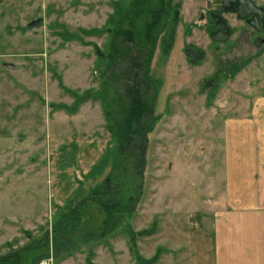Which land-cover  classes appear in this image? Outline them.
Segmentation results:
<instances>
[{"label":"rangeland","instance_id":"rangeland-1","mask_svg":"<svg viewBox=\"0 0 264 264\" xmlns=\"http://www.w3.org/2000/svg\"><path fill=\"white\" fill-rule=\"evenodd\" d=\"M132 2L0 0V258L8 262L17 254L19 264H35L54 253L46 234L111 170L118 138L100 102L108 99L125 130L147 53L126 23L113 34ZM217 3L167 0L164 10L137 21V33L155 45L149 76L157 89L144 196L103 240L85 242L86 218L55 264H149L156 255L152 264H234L245 233L247 251L261 255L254 244L264 249V192L253 200L254 213L240 211L233 176L240 162L249 174L253 157L264 158V44L253 47L250 29L236 18H228L229 41L212 40L204 17ZM171 28L174 45L165 55ZM112 44L123 46L115 59ZM89 93L94 99L75 115L54 107H72ZM241 222L253 229L241 231ZM127 225L154 230L136 242L141 262Z\"/></svg>","mask_w":264,"mask_h":264},{"label":"trees","instance_id":"trees-1","mask_svg":"<svg viewBox=\"0 0 264 264\" xmlns=\"http://www.w3.org/2000/svg\"><path fill=\"white\" fill-rule=\"evenodd\" d=\"M156 2L155 8L153 3ZM167 0H133L132 7L134 10H129L120 16L118 21L119 26L114 31L116 38L121 33V25L126 23L132 31L133 38L138 37L139 41L143 42V49L147 50L146 56L141 60V67L137 68V78L139 95L136 97L137 106H131L130 114L127 120L126 129L121 130L117 122L113 121L112 114L109 110L108 99L102 98L101 105L104 115L110 120L114 137L118 138V151L113 161L111 170L104 182L96 185L91 189L89 194L80 203L73 204L71 211L65 214L62 219L55 223L52 230V236L46 234L45 244L52 246L55 249L54 255L56 258L61 257V254L69 252L73 243V236L79 232L83 221L88 218L89 222L86 226L85 242L103 240L108 235L118 230L124 223L125 219L135 214L137 207L145 193V171L147 165V150L149 144V134L152 131L153 118L150 115L154 110V102L157 98V89L155 82L150 78V66L155 54V45L151 46L153 39L139 35L138 20L144 22L146 15H153L165 9ZM133 18V19H132ZM176 16L174 23L178 22ZM138 21V22H137ZM116 33V34H115ZM170 40L163 39L165 44L164 53L169 55L174 45L175 29L171 28ZM150 43V45H149ZM113 45L112 58L115 59V54L121 55L123 46ZM193 47L186 46V51L190 52ZM127 49V48H124ZM128 50V49H127ZM99 51V50H98ZM130 86V82H129ZM152 97L149 102V98ZM94 99L92 94L76 96L74 106L59 105L54 106L59 110L75 115L85 103ZM112 120V121H111ZM154 230H143L136 232L130 225H127V233L132 242L134 256L139 262L143 259L137 253V240L143 236L152 235ZM46 254L39 256L35 264L45 257ZM9 256L0 258V264H19V256L16 254L11 262H8ZM159 255H156L151 260H146V263L152 264L157 262ZM89 264H92L89 260Z\"/></svg>","mask_w":264,"mask_h":264},{"label":"crops","instance_id":"crops-1","mask_svg":"<svg viewBox=\"0 0 264 264\" xmlns=\"http://www.w3.org/2000/svg\"><path fill=\"white\" fill-rule=\"evenodd\" d=\"M237 149L239 150L241 148ZM252 150L254 154V148ZM256 151L259 152V149H256ZM240 163L237 166L238 169L235 170V174L233 176V183L235 184V190L237 191L236 198L238 199L236 201V204L237 208H239L240 211H242V209H250V214H252L254 213L252 209L256 206V203H253V200H255L256 198L258 199V192H264V185H262V187L260 186L261 183H264V158H259V153L257 154L256 158L253 157V159L249 162V174H246L247 166L245 164L240 165ZM241 214H243V212ZM241 218L244 219L245 217ZM246 227L247 226L243 222H241V231L245 232L253 229ZM240 239L243 240L241 241V244H238V241L235 242L232 262L234 264H264L263 247L261 245H258V243H255L254 245H256L257 250L261 252V255H251V253L247 251L249 249L248 243L250 242H246V240H251V238H249V235L246 233L241 234Z\"/></svg>","mask_w":264,"mask_h":264},{"label":"flooded vegetation","instance_id":"flooded-vegetation-1","mask_svg":"<svg viewBox=\"0 0 264 264\" xmlns=\"http://www.w3.org/2000/svg\"><path fill=\"white\" fill-rule=\"evenodd\" d=\"M225 1L227 2V5L224 6L222 4V1L218 0V3L215 9L210 10L209 13L205 15L204 17V18H210L213 24L212 32H215L218 30L217 23L219 22V18L225 19L227 26L230 27L231 29L230 37L224 42H221V41H217V42L225 43L230 40V38L232 37L234 33V26L231 24L228 18H236V20L243 22L244 25L250 29L249 35H250V38L253 39L251 42V45L255 48L260 49L261 44H264V37H261V35L264 34V31L259 32L248 23V20L239 19L241 14H247L249 12L250 9H249L248 4H246L245 0H225ZM251 1H253V3L255 4L257 8L262 9V11H260L258 14H252L249 18H264V5H259L254 0H251ZM221 36L222 35L219 34V37Z\"/></svg>","mask_w":264,"mask_h":264},{"label":"water","instance_id":"water-1","mask_svg":"<svg viewBox=\"0 0 264 264\" xmlns=\"http://www.w3.org/2000/svg\"><path fill=\"white\" fill-rule=\"evenodd\" d=\"M221 1L224 6L227 5V2L225 0H221ZM245 2L246 4H248L250 10L247 14H241L239 19L248 20V23L259 32L264 31V18H249L252 14H258L260 11H262V9L257 8L253 3V1L251 0H245ZM36 24L37 23L35 22L32 25L34 26ZM217 27L218 30L211 33V38L214 41H221V42L226 41L231 35V29L230 27L227 26L225 19L219 18ZM219 34H221L222 36L219 37Z\"/></svg>","mask_w":264,"mask_h":264},{"label":"built area","instance_id":"built-area-1","mask_svg":"<svg viewBox=\"0 0 264 264\" xmlns=\"http://www.w3.org/2000/svg\"><path fill=\"white\" fill-rule=\"evenodd\" d=\"M38 264H55V255L51 250L45 257L41 258Z\"/></svg>","mask_w":264,"mask_h":264}]
</instances>
